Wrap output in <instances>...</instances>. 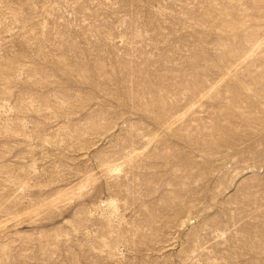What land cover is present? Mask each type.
I'll return each instance as SVG.
<instances>
[{
    "label": "rangeland",
    "instance_id": "rangeland-1",
    "mask_svg": "<svg viewBox=\"0 0 264 264\" xmlns=\"http://www.w3.org/2000/svg\"><path fill=\"white\" fill-rule=\"evenodd\" d=\"M0 264H264V0H0Z\"/></svg>",
    "mask_w": 264,
    "mask_h": 264
}]
</instances>
